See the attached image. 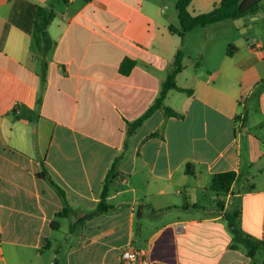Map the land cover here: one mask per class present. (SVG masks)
Returning <instances> with one entry per match:
<instances>
[{
  "label": "crops",
  "instance_id": "obj_1",
  "mask_svg": "<svg viewBox=\"0 0 264 264\" xmlns=\"http://www.w3.org/2000/svg\"><path fill=\"white\" fill-rule=\"evenodd\" d=\"M151 5L0 0V264H124L130 245L154 264H264V13L181 36ZM49 15L45 53L35 32ZM199 28L203 63L184 51L177 77L192 94L165 100L180 116L159 109L129 134ZM227 29L216 52L210 38ZM226 172L230 191L213 189ZM237 211L263 243L254 255L229 227Z\"/></svg>",
  "mask_w": 264,
  "mask_h": 264
},
{
  "label": "trees",
  "instance_id": "obj_2",
  "mask_svg": "<svg viewBox=\"0 0 264 264\" xmlns=\"http://www.w3.org/2000/svg\"><path fill=\"white\" fill-rule=\"evenodd\" d=\"M193 0H179L177 3V10L179 14V19L181 23V28H176L174 26L170 27V30L173 34H180L184 36L187 32H190L198 27H207L215 23H219L226 20L237 19L251 15L257 12L261 6V3L264 0H222L217 3L215 7L205 13L193 16L189 11V6ZM53 16H44L42 21L37 23L36 32H35V42L36 45L43 49L45 53H48L52 47V40L48 33V27L53 21ZM184 58L185 53L183 50H180L174 61V69L171 74L168 76L163 90L159 98L155 103L138 119L133 122H128V132L132 134L136 129L141 126V124L150 118L154 112L159 109H165L166 112L171 116H180L179 113L174 111L171 108L165 107V100L168 96V93L172 89L180 90L192 94V90L183 89L178 86L177 77L184 69ZM134 66V61L126 59L122 65V72L128 74L131 72ZM113 170L109 172V177L112 174ZM42 177L47 178L51 183L57 188L61 196L65 199V191L60 187L51 177L48 176L45 169L41 173ZM236 178L235 172H226L221 173L215 176L213 182V189L219 192H229ZM104 210L103 208L100 211ZM68 212V207L65 209V213L59 215L61 217L65 216ZM241 212L237 211L227 215L229 221V227L234 235V239L237 243L244 244L249 250L250 254L254 255L255 252L263 246V243H258L252 239L246 237L243 232L238 227V219ZM53 226L57 227V222L53 223ZM236 247V246H235Z\"/></svg>",
  "mask_w": 264,
  "mask_h": 264
},
{
  "label": "rangeland",
  "instance_id": "obj_3",
  "mask_svg": "<svg viewBox=\"0 0 264 264\" xmlns=\"http://www.w3.org/2000/svg\"><path fill=\"white\" fill-rule=\"evenodd\" d=\"M148 2L152 3V14L156 17L160 18L159 20L166 22L167 24H173L175 26H181L179 14L177 10V3L179 0H147ZM147 3V2H146ZM150 5V4H149ZM261 12L264 13V1L261 3ZM212 6H197L195 4L191 5V12L193 14H201L204 12H208L212 10ZM264 15V14H263ZM249 17V15L245 16ZM194 36H188L185 40V44L181 47L183 51L189 53V55L193 56L196 60L199 57V54L203 52L205 48V42L208 40L207 33L208 32H201L204 31L202 28H199ZM236 34L233 29H227L224 32L218 31L213 37H211L210 44L213 43L214 50L216 52L220 51L221 46L223 45V38L228 39L231 35ZM193 37V38H192ZM227 44V43H226ZM212 46V45H211ZM185 53V52H184ZM199 62L203 63L202 59H198ZM173 62V61H172ZM169 66L167 74L172 72L174 69V64ZM188 71L190 67V61H186ZM188 71L186 73H188ZM186 75V74H185ZM184 77L180 78V83L184 84Z\"/></svg>",
  "mask_w": 264,
  "mask_h": 264
},
{
  "label": "built area",
  "instance_id": "obj_4",
  "mask_svg": "<svg viewBox=\"0 0 264 264\" xmlns=\"http://www.w3.org/2000/svg\"><path fill=\"white\" fill-rule=\"evenodd\" d=\"M122 261L124 264H154L143 249L133 245L123 250Z\"/></svg>",
  "mask_w": 264,
  "mask_h": 264
}]
</instances>
